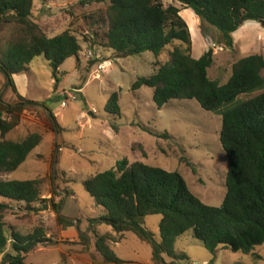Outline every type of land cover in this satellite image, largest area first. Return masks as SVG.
<instances>
[{"label":"trees","instance_id":"obj_1","mask_svg":"<svg viewBox=\"0 0 264 264\" xmlns=\"http://www.w3.org/2000/svg\"><path fill=\"white\" fill-rule=\"evenodd\" d=\"M176 1L183 9L166 6L162 0H81V5H107L91 16L93 26H98L93 32L94 48L101 46L118 58L152 53L158 59L157 72L138 78L134 92L153 89V101L160 110L173 100H193L203 110L221 114V144L228 159L223 205L204 204L179 172L127 161L119 162L117 170L90 177L85 188L106 211L108 217L103 222L113 232L121 236L133 233L152 247L154 264H168L163 255L174 261L186 259L176 253L175 244L189 233L214 256L224 249L257 258L256 248L264 245V54L236 62L225 84L212 80L209 71L215 63L214 51L210 49L200 59L193 57L192 33L181 12L191 9L201 27L215 29L223 45L231 50L235 47L233 35L245 23L264 25V0ZM33 10L34 0H0V26L13 25L17 29L15 40L0 59V72L18 97L14 105L0 99V198L4 200L0 201V264H26L27 256L48 241L42 228L23 235L6 222L15 204H23L29 213L38 211L45 201L47 184L44 179H3L26 163L44 140L39 133L19 142L7 139L20 126L22 113L39 105L18 93L14 76L28 74L32 62L45 57L57 78L66 61L79 60L82 53L75 33L68 30L50 38L34 20ZM169 47L173 48L170 61L161 64L159 59ZM119 103L120 93L116 92L108 103V113L121 116ZM114 128L117 132V126ZM57 130L60 132L58 126ZM148 132L160 140L174 139L167 133ZM149 216L162 217L160 242L144 227ZM58 223L65 228L74 225L60 216ZM110 237H101L98 250L108 262L125 264L108 247ZM9 248L14 255L6 254Z\"/></svg>","mask_w":264,"mask_h":264},{"label":"rangeland","instance_id":"obj_2","mask_svg":"<svg viewBox=\"0 0 264 264\" xmlns=\"http://www.w3.org/2000/svg\"><path fill=\"white\" fill-rule=\"evenodd\" d=\"M162 2L183 9L176 0ZM106 8L100 3L82 6L81 0H34V20L47 36L54 38L70 30L80 39L82 53L79 60H67L57 78L45 57H39L29 66V74L17 79L21 96L39 105L22 113L20 126L7 139L19 142L39 133L44 140L26 163L16 172L4 175V179H44V195L52 193L59 199L55 204L53 197H46L34 213L27 212L23 204H15L7 216L9 228L23 235L42 228L48 236L46 243L27 256L26 264H113L98 250L105 235L111 236L107 242L110 250L125 264H154L152 247L133 233L121 236L113 232L103 222L108 217L106 211L85 188L90 177L117 170L119 162L179 172L190 191L208 206L221 207L227 194L228 159L221 144V114L207 112L193 100H173L160 110L153 101V89L134 92L138 78L157 72L158 59L152 53L118 58L101 46L94 48L91 43L98 26H93L91 16ZM181 16L192 32L193 57L200 59L213 49L215 63L209 76L225 84L234 64L241 59L240 53L236 47L227 49L215 29L201 27V22L197 25V16L191 9L182 10ZM239 32L248 39L246 54H264V26L247 22ZM16 36L13 25L0 26V59ZM172 50L169 47L160 57L161 64L170 61ZM104 62L108 67L99 70L98 64ZM116 92L120 93L121 116L107 111ZM0 99L11 105L18 103L1 72ZM148 130L170 134L174 139L160 140ZM49 203L53 208L50 216L44 212ZM56 205L60 206L57 212ZM57 214L72 220L74 225L61 228ZM161 220V216H149L144 221V227L158 242ZM175 251L186 259L174 261L163 255L168 264H264V245L256 248L257 258L224 249L214 256L191 233L177 240ZM6 254L14 252L9 248Z\"/></svg>","mask_w":264,"mask_h":264},{"label":"crops","instance_id":"obj_3","mask_svg":"<svg viewBox=\"0 0 264 264\" xmlns=\"http://www.w3.org/2000/svg\"><path fill=\"white\" fill-rule=\"evenodd\" d=\"M182 13V12H181ZM195 20H196V24L197 25H199L200 24V21H199V18L198 17H196L195 18ZM260 26H262L261 24H260ZM189 28H190V26H189ZM192 33V32H191ZM245 35H242L239 31L238 32H236L234 35H233V38H234V44H235V47H236V50H238V53H240V56H241V59L242 58H244V57H246V56H249L248 54H246L245 53V49H246V47L248 46L247 44H248V39H246L245 37H244ZM263 54V53H262ZM29 74V73H28ZM23 75H25V74H23ZM19 76H21V75H16V76H14V82H15V84H16V87H17V90H18V93L21 95V92H20V89H19V87H18V82H17V79H18V77ZM7 87H8V84H7ZM5 104H8V103H6L5 102ZM50 116H51V114H50ZM3 179H4V176H3ZM5 180V179H4ZM61 194H65L66 195V198L67 197H69V194L68 193H64V192H62L61 191ZM46 197H48L47 199H50L51 197H53V194L51 193V194H49V195H47V196H45L44 195V193H43V198L45 199ZM54 198V197H53ZM58 200L59 199H57V198H54V202H55V204H57L58 203ZM58 205H56V207H57ZM52 206H51V204L49 203V204H47L46 206H44V212H45V214H47L48 216H50V214L52 213ZM54 210L56 211V208H54ZM43 212V213H44ZM57 212V211H56ZM41 214H42V212H41ZM53 216H55V215H53ZM60 215L59 214H57V216H56V219L58 220V217H59ZM72 221V220H71ZM73 222V221H72ZM61 228H64V226H60ZM60 229V228H59ZM48 237V236H47Z\"/></svg>","mask_w":264,"mask_h":264},{"label":"built area","instance_id":"obj_4","mask_svg":"<svg viewBox=\"0 0 264 264\" xmlns=\"http://www.w3.org/2000/svg\"><path fill=\"white\" fill-rule=\"evenodd\" d=\"M108 65L109 64H107V62H104V63H100V64H98V66H99V70H105L107 67H108ZM74 92H76V91H74ZM69 95V97H73V94L72 93H70V94H68Z\"/></svg>","mask_w":264,"mask_h":264},{"label":"water","instance_id":"obj_5","mask_svg":"<svg viewBox=\"0 0 264 264\" xmlns=\"http://www.w3.org/2000/svg\"><path fill=\"white\" fill-rule=\"evenodd\" d=\"M262 26H264V25H262ZM98 62V61H97ZM96 63V62H95Z\"/></svg>","mask_w":264,"mask_h":264}]
</instances>
